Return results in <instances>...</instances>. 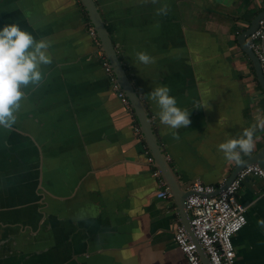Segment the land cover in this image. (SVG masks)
Returning <instances> with one entry per match:
<instances>
[{"label":"crops","instance_id":"crops-1","mask_svg":"<svg viewBox=\"0 0 264 264\" xmlns=\"http://www.w3.org/2000/svg\"><path fill=\"white\" fill-rule=\"evenodd\" d=\"M95 1L182 189L226 182L240 163L218 145L264 117V89L237 42L264 0ZM7 24L48 39L52 63L21 89L12 127L0 126V264H189L173 240L176 201L156 196L138 121L112 90L81 1L0 0ZM161 86L191 113L188 127L160 123L149 93ZM254 141L241 163L264 148V130ZM238 200L248 223L233 238L237 263L264 264L261 181L246 180Z\"/></svg>","mask_w":264,"mask_h":264},{"label":"built area","instance_id":"built-area-1","mask_svg":"<svg viewBox=\"0 0 264 264\" xmlns=\"http://www.w3.org/2000/svg\"><path fill=\"white\" fill-rule=\"evenodd\" d=\"M89 35L100 46L96 31L91 24L89 25ZM247 44L261 63L264 75V18L260 20L258 28L247 38ZM99 54L102 59V67L111 82L112 90L121 102L132 110L128 98L116 82L113 70L102 52L101 46ZM135 133L138 139L144 141L139 126H136ZM146 153L148 163L153 165V158L147 148ZM153 176L158 181L157 198L171 199L172 193L156 168L153 170ZM250 178H257L261 181V192L264 197V168L258 164H252L242 169L225 188H222L225 182L219 186L194 183L189 188L193 194L186 199L185 205L190 216L191 229L208 256L210 264H238L233 238L248 223L247 207L238 200V192L242 184ZM218 188L221 190L219 194H216ZM173 240L189 264H203L197 244L180 222L175 223Z\"/></svg>","mask_w":264,"mask_h":264},{"label":"clouds","instance_id":"clouds-1","mask_svg":"<svg viewBox=\"0 0 264 264\" xmlns=\"http://www.w3.org/2000/svg\"><path fill=\"white\" fill-rule=\"evenodd\" d=\"M145 3L149 0H144ZM157 3V0H150ZM158 15L166 14V8H158ZM51 42L48 39L37 41L30 33L23 31L17 24H7L0 29V126L10 129L16 122V113L21 108L25 93L21 90L29 85L38 86L44 79L42 66L50 65L52 57L48 51ZM137 59L144 65L155 63V58L146 52L137 53ZM166 86L156 87L149 93L159 111L160 123L179 129L191 124V113L177 107V101L169 95ZM199 105L195 108L199 109ZM259 128L264 130V117L257 116L256 123L243 129L237 137L218 145V150L229 162L241 163V153L249 154L255 147L254 135ZM178 138V137H177ZM264 226V220L258 221Z\"/></svg>","mask_w":264,"mask_h":264},{"label":"water","instance_id":"water-1","mask_svg":"<svg viewBox=\"0 0 264 264\" xmlns=\"http://www.w3.org/2000/svg\"><path fill=\"white\" fill-rule=\"evenodd\" d=\"M83 8L85 9L89 21L96 31L97 38L100 42L101 50L104 53L106 59L108 60L116 82L121 87L122 91L128 98L132 111L138 121L139 128L144 137V142L153 158V166L156 168L161 177L166 182L169 190L172 193L173 198L176 201L179 215L181 218V224L185 226L191 239L197 244V250L201 257L203 264H210L208 256L204 252L203 248L197 241L194 232L190 225V216L186 209L185 201L193 193L189 190L182 189L178 177L173 170L167 155L164 153L160 142L156 136L153 127V121L150 117L148 110L143 103L139 92L133 85L125 67L124 63L118 53V50L111 38L110 32L107 28L104 18L102 17L95 0H80ZM264 18V11L259 13L250 23L249 27L245 29L242 33L237 36V42L240 49L246 54L253 64L256 71L258 81L260 82L262 88L264 89V75L262 71L261 63L259 62L255 53L249 48L247 44V38L258 28L260 20ZM258 164L264 168V148L256 155L247 158L242 163H240L232 172L230 177L224 183L222 188L227 187L238 175V173L245 167ZM221 188L216 190V194H219Z\"/></svg>","mask_w":264,"mask_h":264},{"label":"trees","instance_id":"trees-1","mask_svg":"<svg viewBox=\"0 0 264 264\" xmlns=\"http://www.w3.org/2000/svg\"><path fill=\"white\" fill-rule=\"evenodd\" d=\"M85 15H86V18L89 20V18H88V15H87L86 11H85Z\"/></svg>","mask_w":264,"mask_h":264},{"label":"flooded vegetation","instance_id":"flooded-vegetation-1","mask_svg":"<svg viewBox=\"0 0 264 264\" xmlns=\"http://www.w3.org/2000/svg\"><path fill=\"white\" fill-rule=\"evenodd\" d=\"M85 10V9H84Z\"/></svg>","mask_w":264,"mask_h":264}]
</instances>
